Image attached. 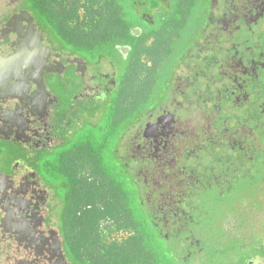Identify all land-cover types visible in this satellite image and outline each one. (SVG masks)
Instances as JSON below:
<instances>
[{
  "label": "flooded vegetation",
  "instance_id": "af4514ba",
  "mask_svg": "<svg viewBox=\"0 0 264 264\" xmlns=\"http://www.w3.org/2000/svg\"><path fill=\"white\" fill-rule=\"evenodd\" d=\"M263 151L264 0H0V264L113 262L132 190L134 236L179 263L264 264L238 207Z\"/></svg>",
  "mask_w": 264,
  "mask_h": 264
},
{
  "label": "trees",
  "instance_id": "16d2710c",
  "mask_svg": "<svg viewBox=\"0 0 264 264\" xmlns=\"http://www.w3.org/2000/svg\"><path fill=\"white\" fill-rule=\"evenodd\" d=\"M180 16L183 19L185 17V11L181 10ZM257 174V177L254 178V182L264 186V152H262L260 155ZM132 191V225L134 227V212L137 211V207L134 197V190ZM147 241L148 239L146 237L133 236L128 247H115L113 250H108L107 255H109V257L112 256L114 259L113 262H107L106 264H182L174 259L173 254L169 250H165L164 247L158 244V246H152L150 241ZM146 246H148L147 249ZM231 247L233 248L232 250L229 249L231 251V255H227V252L224 248L215 247L211 254H206V256H203L202 258H197L196 262L188 264H241V260L236 258V255H234V248L237 246L235 243L234 245H227V248ZM83 255L85 260L92 262L91 259L95 258V251L86 249L83 251ZM84 264H86V261Z\"/></svg>",
  "mask_w": 264,
  "mask_h": 264
},
{
  "label": "rangeland",
  "instance_id": "374dc122",
  "mask_svg": "<svg viewBox=\"0 0 264 264\" xmlns=\"http://www.w3.org/2000/svg\"><path fill=\"white\" fill-rule=\"evenodd\" d=\"M195 3H196V1L194 2V9L197 10L198 8L196 7ZM192 10H193V8H192ZM97 134H98V132H96V130L93 131L91 129V131L88 134L89 137L86 136V137H88V139H90V142L92 141V145L96 149V151L98 149V146H102L103 147V145L106 146V144L108 143V139L102 140V137L98 136ZM81 135L82 134H80V136L76 137V139L74 141L75 145H78V143H79L78 141H80ZM83 149H84V147H82L81 149L77 148L76 149L77 150L76 153H78L77 155L83 154V152L79 151V150H83ZM102 150H103L102 153H100L99 155L97 153H93V152L89 153L88 152V156H89L90 162H92L91 161V156L92 157L100 156L102 158V161H104L105 163H108V162L111 163L113 161L112 155H110L108 153L106 148H103ZM72 160L73 159H71L70 157L65 159V163L69 167V169H67V172L69 173V175H73V173H74V163H73L74 161H72ZM108 165L112 168L110 170L111 173H112L114 171L113 169L115 168V166L112 165V164L110 165L109 163H108ZM43 170H45V172L47 173L48 177L50 179H52V180H59V178H62L61 174L59 172L50 170V167H44ZM115 171H119V169L117 168V170H115ZM244 198L245 199H244L242 204L238 203V204H241L238 207H239V210H240V208H243L244 210L249 211V213H250V217H249L250 219H249V221L246 220L245 224L252 225L253 222L256 224L257 222L262 221V219L264 218V186L262 184H258V188H257L256 193H255V191L249 192V193H247L244 196ZM217 219L219 220L220 224L223 222V219L221 217H218ZM136 233L137 232L134 230V227H132L131 236L133 237L134 235H136ZM112 235H114L116 237V239H118V240L121 239V237H124L123 233H121V232H119V233L115 232V233L111 234L110 237H112ZM128 236L129 235L126 234V237H128ZM147 248H148V246H146V249Z\"/></svg>",
  "mask_w": 264,
  "mask_h": 264
}]
</instances>
